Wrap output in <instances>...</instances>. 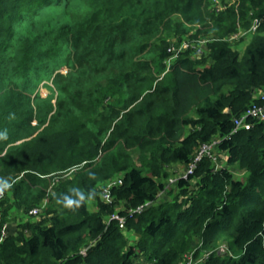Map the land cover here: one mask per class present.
I'll use <instances>...</instances> for the list:
<instances>
[{
	"label": "trees",
	"instance_id": "trees-1",
	"mask_svg": "<svg viewBox=\"0 0 264 264\" xmlns=\"http://www.w3.org/2000/svg\"><path fill=\"white\" fill-rule=\"evenodd\" d=\"M215 1L0 0V264H264V0Z\"/></svg>",
	"mask_w": 264,
	"mask_h": 264
},
{
	"label": "built area",
	"instance_id": "built-area-1",
	"mask_svg": "<svg viewBox=\"0 0 264 264\" xmlns=\"http://www.w3.org/2000/svg\"><path fill=\"white\" fill-rule=\"evenodd\" d=\"M256 29H257V25L254 24V27H252V30H256ZM260 99L264 100V95L261 96ZM248 118L264 120V106L255 105L251 109H249L243 117H241L240 119L236 120L235 121V124H236L235 131L237 129H239L240 127H243V125H247V119ZM247 126H249V125H247ZM212 147H213V145L212 146H208L207 145V146L202 147V150H201L199 156L196 158L194 163L191 164L187 174H190V173L193 172L194 168L196 167L197 162L200 161V159L202 158L203 155L207 154V155L211 156ZM118 184H121V181H118ZM110 194L111 193H110V191H108V189H104L103 198L109 201L110 200ZM147 205H149V203ZM144 208H145V206L139 207L136 211H133V213L141 212L142 210H144ZM39 210L40 209H38V208L37 209H33L31 211V213H38ZM110 220H117V221H119L121 228L125 227L126 219H125V217H122L119 213L113 214L111 216ZM196 251H197V249H194V251H192L190 253V255L187 258L186 264L201 263V262L204 261L205 258L210 256L209 254H212V253H217L218 255L227 254V253L232 254L231 250L229 249V247L227 245L219 246L218 248H216L215 250L210 252L207 255V257H206V255H203V256L197 258L196 257Z\"/></svg>",
	"mask_w": 264,
	"mask_h": 264
},
{
	"label": "rangeland",
	"instance_id": "rangeland-1",
	"mask_svg": "<svg viewBox=\"0 0 264 264\" xmlns=\"http://www.w3.org/2000/svg\"><path fill=\"white\" fill-rule=\"evenodd\" d=\"M213 2L216 3L215 0H213ZM251 33H252V32H251ZM251 33H248V35H250ZM246 35H247V34H246ZM242 36H244V34H242ZM236 38H239V39H240V35H239L238 33L232 37V39H236ZM186 42H187V41H186ZM191 44H192L193 46H196V45L199 44V45H200V48L204 46V44H202L201 42L198 43V44H193V43H191ZM189 45H190V42H187V45L183 46V44H180L179 47H180V49H181L182 51H183V50L185 51V49H186ZM246 45H247V41H244V42H240V43H238L235 47H237V49H239V51H240L241 53H243L244 50H245ZM196 53L199 54V55H201V54H202V51H199V50L197 49V50H196ZM64 72H65V70H64ZM41 93H42L43 96H46L47 93H48V90H47L46 88H42V89H41ZM243 126H245V125H243ZM213 151H215V148H213ZM218 160H219V159H218ZM224 160H225V158H224V156H223V157L221 158L220 162L222 163V162H224ZM221 163H220V164H221ZM175 171H177V174H180L181 171H182V169L177 168ZM70 173H71V172L69 171V172H66L64 175H66V176L71 175ZM234 173H235V175H236L237 178L242 179V180L246 178L245 176H247V174H245V171L240 170V169H238V168H235V169H234ZM172 182H175V181H172ZM116 184L119 185V184H118V180L110 181V182L104 184V189H108V191H110V193H111V190L116 186ZM170 184H171V183H170ZM51 192H52V188H50V193H51ZM2 196H3V195H0V197H2ZM90 203H91V206H92V207L95 205L93 201H91ZM49 205H50V202H49V200H47V201H46V204L43 205L42 210H41L39 213H31L32 215H29V216L27 217V220H29L31 216H34V217H35V220L44 219V218H47V219L49 218V219H50L51 217H53V216L50 215L49 212H48V211H49V210H48ZM48 214H49V215H48ZM15 215L17 216V219H13V221H11V222L9 223L10 230H12V231H16V229H17V227H18V224L20 223V222H19V221H20V217H19V215H18V214H15ZM24 219H26V217H25ZM7 228H8V227H7ZM221 245H227V242H224V243H222ZM219 246H220V245H219ZM227 246H228V245H227ZM203 255H204V254H203ZM142 261H143V260H142ZM184 264H186V262H185Z\"/></svg>",
	"mask_w": 264,
	"mask_h": 264
}]
</instances>
